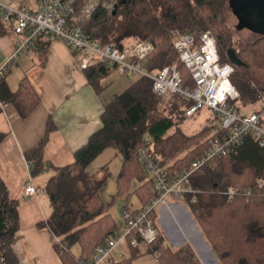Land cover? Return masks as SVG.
<instances>
[{"label": "trees", "instance_id": "trees-1", "mask_svg": "<svg viewBox=\"0 0 264 264\" xmlns=\"http://www.w3.org/2000/svg\"><path fill=\"white\" fill-rule=\"evenodd\" d=\"M83 1L76 4L74 15ZM229 1L125 0L116 16L110 15L100 5L83 26V32L90 39L103 45L112 44L120 50L148 38L155 39L158 48L143 62L145 70L157 73L164 67L174 66L184 84L192 87L191 75L174 49V33L187 30L200 37L211 31L217 38L222 63L234 68L231 82L240 93L237 109L242 112L244 108L260 102L261 96L264 97V37L241 50L233 48L232 38L223 21V12ZM4 25L0 13L2 36L7 33ZM51 42L42 38L35 45L42 44L46 51ZM110 69L97 64L86 72L92 83L97 84ZM6 76L0 82V102L14 105L20 117L27 119L40 106L41 97L28 78H23L17 89L12 90ZM189 106L190 103L183 102L179 105L165 104L155 95L153 81L139 76L122 95L105 107L101 130L75 154L73 164L57 169L56 176L45 189L53 205L52 215L45 226L59 241L55 248L62 264L92 261L96 248L118 234L119 227L110 212L116 199L124 195H127L126 200L137 196L142 207L151 201L152 184L138 160V152L142 148L152 147L161 156V164L169 167L171 172L188 168L206 151L208 139L216 127L213 120L217 118L210 120L202 132L186 135L182 126L187 120L186 109ZM54 129V123L49 120L44 138L27 153L33 176L48 167L44 149ZM5 137L0 132V144ZM110 147L118 149L123 163L117 178V193L111 203H106L102 193L111 176L108 165L101 177H91L88 169ZM182 153L184 155L180 156ZM258 181L264 182V147L254 136L245 138L226 157L192 178L193 187L200 193L196 203H190L189 208L222 264H264L262 192L257 193L259 197L250 199L239 194L232 202L223 194L230 187L240 190L253 188ZM135 182L138 187L133 190ZM19 205L17 199L9 197L0 179V264L16 262L12 245L19 229ZM126 209L139 210L128 206ZM77 246L79 252L75 250ZM130 252L129 258L117 259L116 264H133L140 251L130 249ZM154 252H160L159 264H201L190 245L172 249L160 231L152 251L148 253Z\"/></svg>", "mask_w": 264, "mask_h": 264}, {"label": "built area", "instance_id": "built-area-1", "mask_svg": "<svg viewBox=\"0 0 264 264\" xmlns=\"http://www.w3.org/2000/svg\"><path fill=\"white\" fill-rule=\"evenodd\" d=\"M80 0H36L37 8L32 11L23 6L3 4L0 2V13L4 23L12 18L16 20L14 35L18 41L11 53L0 65V82L8 74L12 65L19 61L21 55L30 51L42 38L62 41L72 51L81 55V70L86 71L97 64L117 69L123 74L138 75L153 81L155 95L168 103H190L186 109V118L192 119L202 110H210L217 118L216 127L208 139V148L197 160L182 170L171 172L169 167L161 164V156L152 147L142 148L138 160L152 184V199L148 205L138 211L126 209L124 212L125 227L121 233L110 237L95 250L92 261H81L80 264H116L114 254L124 244L130 249H140L144 244L152 251L153 244L159 235L156 214L162 208H171L175 202L188 199L196 203L199 190L192 185V178L202 169L211 166L226 157L233 147L241 145L245 138L256 137L264 147V110L250 116L241 114L236 103L241 96L231 82L234 68L223 64L218 51V41L211 31L195 37L187 30L174 33V49L181 62L189 71L193 86H186L174 66L164 67L157 73L145 70L143 62L158 48V42L148 38L135 45L120 50L112 44L103 45L98 40L88 38L75 17V6ZM102 6L112 15L118 0H105ZM264 105V97H260ZM4 104L0 102L2 111ZM264 200V182L258 181L253 188L240 190L230 187L223 194L229 202L241 194L246 198ZM38 190L29 181L25 197L37 196ZM55 243H59L54 237ZM148 251V252H149ZM157 260L160 252H154ZM125 257L124 253L118 254Z\"/></svg>", "mask_w": 264, "mask_h": 264}, {"label": "crops", "instance_id": "crops-1", "mask_svg": "<svg viewBox=\"0 0 264 264\" xmlns=\"http://www.w3.org/2000/svg\"><path fill=\"white\" fill-rule=\"evenodd\" d=\"M0 2L17 7L23 6L32 11L37 8L36 0H0ZM1 20L5 24L2 14ZM15 26L16 20L12 18L4 25L7 30L6 35H0V65L18 41L14 35ZM41 45L40 43L35 45L24 54V60L21 56L19 61L14 63L17 65L18 83L23 78H28L41 97L40 106L24 120L12 104L4 105L0 113V132L6 135L0 144V179L4 182L9 197L17 199L20 203L19 229L12 245L15 264H62L55 248L54 236L45 226L53 212L51 199L45 189L56 176L57 169L73 164L75 154L101 130L105 107L112 102L114 95L124 93L131 83L125 82V85L119 87L117 91L108 92L109 90H106L107 87L104 88L100 80L110 75L112 69L106 76L101 77L97 84H93L88 73L81 70L80 54L58 40L52 41L46 51ZM12 74L10 68L6 82L12 90H16L18 85L12 86L9 82ZM258 103L261 104V108ZM258 103L244 108L242 112L240 111L241 114L250 116L263 111V103ZM238 105L239 103H236V106ZM253 106L256 108L251 109L250 107ZM214 118L213 114L212 119ZM49 120H52L55 129L50 134L44 149V159L48 167L44 172L33 176L31 163L27 161V153L40 144ZM29 181H32L38 194L26 198L25 190ZM136 184L137 188L138 183ZM138 201L140 204L135 208L136 210L143 206L139 199ZM179 203L183 202H175L171 208H162L157 214L159 231L165 237L168 246H170L168 236L164 231L162 233L158 217L163 211L172 212ZM42 224L44 226H41ZM187 244L193 248L201 264H204L197 253V245L191 242ZM143 245L140 246V253ZM113 259L117 261L116 256Z\"/></svg>", "mask_w": 264, "mask_h": 264}, {"label": "rangeland", "instance_id": "rangeland-1", "mask_svg": "<svg viewBox=\"0 0 264 264\" xmlns=\"http://www.w3.org/2000/svg\"><path fill=\"white\" fill-rule=\"evenodd\" d=\"M106 2L107 1L105 0L83 1L81 8L78 10V12H76L75 15L82 28L85 24L88 23L94 10L98 6ZM223 21L232 38L233 48H235L236 50H241L247 45L252 44L261 38V36L251 32L248 29L239 28L240 25L238 18L235 16L229 4H227L224 9ZM21 56L24 60V54ZM11 69L13 71V74L9 78V82L12 86H15L18 85L17 79L19 76L17 65H12ZM138 78V75L123 74L117 69H112L111 74L107 77L102 78L100 81L102 82L101 84L104 86V88L107 87L106 90H109L108 92H111L117 91L121 86L123 87L125 85V82H131L129 84L131 85ZM122 93L114 95L112 100L122 95ZM163 102L170 105H179L180 103L179 101H177L176 103H168L165 101ZM257 105H259V107L261 108L260 103H258ZM259 107L257 106V109H259ZM250 108L255 109L256 106ZM212 118L213 113L210 110H202L194 118L186 120L182 126V129L186 135H194L200 133L205 129L207 124L210 123V120H213ZM213 121L215 124L217 123L216 120ZM183 155L184 153L180 154V156ZM27 161L30 163L29 158H27ZM122 163L123 158L118 149L110 147L106 149L88 169V174L91 177H101L104 173V168L108 165L111 176L102 193L103 199L106 203H111L117 193V178L121 171ZM136 186L137 184L135 182L133 184V190L136 189ZM126 198L127 195H124L123 197L116 199L113 202L110 211L119 227L118 233H121L125 227L124 212L126 210V206H128V208L130 209H135L140 204L136 196H131L128 201H126ZM190 203L194 204L187 200L181 204L179 203V206L174 207V210L172 212L163 211L162 214L160 213V216L158 217V223L160 225L162 233L164 231V234L168 236L169 245L173 246V248L178 249L183 245H187L188 242H191L194 245H197V253L200 255L204 264H222L218 256L215 255L214 250L212 249V245L205 237V233L200 227L198 220L191 212L189 208ZM75 250L76 252H79V247L77 246ZM148 251V247L143 245L141 247V253L133 261V264H159L155 254L148 253ZM119 253H124L125 257L127 258L130 257L131 252L129 250L128 243H124L114 254V257L116 256V259H120L118 257Z\"/></svg>", "mask_w": 264, "mask_h": 264}, {"label": "water", "instance_id": "water-1", "mask_svg": "<svg viewBox=\"0 0 264 264\" xmlns=\"http://www.w3.org/2000/svg\"><path fill=\"white\" fill-rule=\"evenodd\" d=\"M124 3L125 0H121L120 3L115 5L113 16L118 14L120 5ZM229 6L238 18L240 29H248L264 37V0H230ZM231 54L233 57L235 56L234 51Z\"/></svg>", "mask_w": 264, "mask_h": 264}]
</instances>
